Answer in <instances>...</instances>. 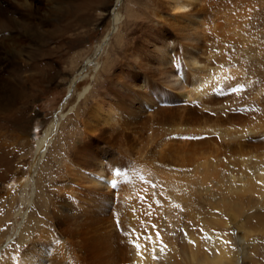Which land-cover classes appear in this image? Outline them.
Instances as JSON below:
<instances>
[{
  "label": "rangeland",
  "instance_id": "374dc122",
  "mask_svg": "<svg viewBox=\"0 0 264 264\" xmlns=\"http://www.w3.org/2000/svg\"><path fill=\"white\" fill-rule=\"evenodd\" d=\"M126 1L35 2H42L41 8L47 11L64 8L67 15L49 19L50 15L40 8L38 16H47L43 30L47 39L27 42L36 51L34 58L25 64L12 63L4 74V78H10L12 94L0 108V255L10 248L11 256L25 253L32 245L41 250L50 240L51 252L56 256L64 238H69L65 226L55 221L63 219L53 214L57 197L67 194L70 199L77 198L71 191L80 193L82 188H91V181L97 183L100 192L108 191V181L98 178L94 164L117 158L127 165L129 175L121 176V182L126 181L123 188L128 187L133 197L115 187L109 199L111 211L104 219L110 212L117 215L113 222L130 256L136 254L135 245H149L153 235L161 250L158 260L167 252L188 249L187 257L185 251L175 255L186 264L185 258L196 244L208 259V255H214V237L227 231L241 255L245 247L239 239L248 235L251 239L247 250L252 253L248 264H264V231L260 232L264 228V195L256 194L260 191L254 184V177L264 171V0H178L192 1L190 8L181 10L189 21L182 20L180 10L171 11L176 0H130V11L123 8V19L114 25L113 10L123 7ZM162 1L170 2V10L168 4L162 6ZM129 13L135 16L129 18ZM10 28L8 23L1 24L0 40L14 33ZM118 36L123 41L116 42ZM160 49L171 52L169 59H177L173 67L168 66L172 72L166 74L177 75L175 80L179 82L169 84L165 80L166 74L158 64ZM195 58L199 63L189 65ZM181 61L188 67L184 68ZM105 66L108 73L104 72ZM216 76L221 82L205 88ZM107 90L110 98H123L126 113L138 116L133 115L136 120L129 123L131 134L126 137L130 139L117 140L119 144L91 139L92 129L84 126L95 106L104 118L123 116L124 110L111 106L113 102L105 96ZM195 91H200L198 96ZM146 115L152 119L162 116V127L152 139L150 126L156 127V121L144 126ZM53 121L58 125L38 162L37 168L43 172L38 183V170L30 175L38 155L36 143ZM138 121L143 125L140 131ZM132 131L137 132L136 139ZM83 141L89 146L83 148L80 160L74 161V149ZM165 141L170 142L163 151L165 146L159 144ZM164 172L170 173L165 178L172 176L169 179L175 183L163 180ZM120 193L133 203L125 202ZM89 203L84 199L73 206L86 210L91 207ZM119 205L121 213L116 211ZM67 206L71 209L68 223L75 229L77 212L72 205ZM248 219L252 220L250 224ZM47 230L49 236L40 235ZM22 232L28 239L21 242ZM253 244L257 249L253 250ZM161 245H166L167 252Z\"/></svg>",
  "mask_w": 264,
  "mask_h": 264
},
{
  "label": "bare ground",
  "instance_id": "6f19581e",
  "mask_svg": "<svg viewBox=\"0 0 264 264\" xmlns=\"http://www.w3.org/2000/svg\"><path fill=\"white\" fill-rule=\"evenodd\" d=\"M36 1L37 0H0V26L3 23H8L11 26L10 29H12V31H14L13 34L11 32L12 35L5 36L4 38L2 37V40H0V108H1V106L3 107V105L6 104V100L10 99L11 98V94H12V89L9 86V83H10L9 79L10 78L9 79L8 78H4L5 77L4 74L6 73V70L11 65H13V64H16V63L25 64V63L29 62V60H31V59L34 58L33 56L36 55L35 54L36 51L33 48H31L28 45L29 43L27 44V42H31L32 40H36V41L39 40L40 42H43V41H45L47 39V37L44 35V31H43L44 30V26H47V24H46L47 21H45V20H47V16L44 15V14L43 15L41 14V16H38V14L41 12L39 9L42 6V2H41V4H39V2L38 3H35ZM120 1H122V0H120ZM129 1L130 0L126 1V3L123 5V7H115V9L113 10L112 23L114 25H117L118 21H120L121 18L123 19V16H121L123 14L122 13L123 10L124 11H125V9H128L129 10V8H130V2ZM172 1L175 2L174 0H172ZM169 3L166 2L165 4L166 5L168 4L167 6H168V8L170 10V5L171 4L169 5ZM185 3H187V2H185ZM185 3H181V1L176 0V2L174 4H172L173 5V8H172L171 11L173 12L174 10L175 11L176 10L177 11L180 10V13H182L181 10L184 9V8H186V7H189V5H191L192 1H191V3H187V4H185ZM116 4H117V2H116ZM165 4H163V1H162V6L164 5V7H165ZM158 6H160V5L158 4ZM123 8H125V9H123ZM168 8H167V10H168ZM42 10L43 11H46L45 14L48 13L50 15L49 19L51 18V16H56V17L57 16H60V19H61V18H65V16L67 15V10H65L64 8H58V11H56V10L47 11V9H42ZM191 13H192V11H191ZM129 14H130V15H128L129 18H130V16H132V17L135 16V15L133 16L134 13H129ZM36 15H37V17H35ZM136 15H138V14H136ZM185 15H187V13ZM178 16H180V15H178ZM181 16H183V13H182ZM187 16H183L182 17L183 18L182 20L187 19L186 18ZM126 17L127 16L124 15L125 20H126ZM35 18H36V20H35ZM187 20L189 21L190 18H188ZM38 21H39V23H36ZM180 23H181V21H180ZM160 28H162V27H160ZM174 33H176V31H174ZM117 38L118 39L116 40V42L117 41H123L122 39H120L121 37L118 36ZM164 49H166V48H164ZM164 49H160L159 50V54L161 56V60L160 59H159L160 61L158 60V62H159L158 64H159V67H160V71L163 74H166V73H168V70H170L168 66H172L173 67L174 66L173 63L175 62L173 60H177V59H173V60L172 59H169L170 56H171V52L169 50L167 52V50H164ZM166 53H167L168 56L165 55ZM175 53H177V52H175ZM183 54H185V52H183ZM183 54L180 55L181 56V60H183L182 59V55ZM187 56H188V54H187ZM193 56H195V55H193ZM187 58L189 59L190 57H187ZM191 62L194 65H196V64L199 63V62H196V58H195V60L194 59H191L189 65H191ZM180 64L184 68L185 67H188L187 65H185V62L184 61H181ZM103 69L105 70L106 69V66ZM186 70H187V68H186ZM88 71H89V69H88ZM204 71H205V69H204ZM104 72H107V70H105ZM175 79H177V75H173L172 73L169 74V75H167V74L165 75V80L168 81L169 84L172 83V81L173 82H179V81H176ZM129 80H132V77H130ZM166 81H165V83H168ZM220 82H221L220 77L219 76H216L213 79L212 78L209 79V81L206 83V85H204V87L205 88L206 87H210L211 85H216L217 83H220ZM72 86L73 87L75 86V82L73 83ZM72 86L70 87L71 90L73 89ZM149 86H150V84H148V87ZM128 88L131 89V86H129ZM205 88H204V90H205ZM204 90H202V91H204ZM87 91H88V88L85 89L84 93H81L79 95L80 99L86 95ZM123 92L125 94L128 93L125 89H124ZM196 92L197 91H195V93ZM199 92L196 93L197 96L199 95ZM204 92H206V91H204ZM109 93H110V90H107V94H105V96L107 98L111 99V102H113L111 106L113 107V109L124 110L123 116L119 117V116L114 115V116H108V117L104 118V116L98 115V113H97V107L98 106H95V109H93L92 113L89 114V116H91V117L88 116L89 117L88 120H86L85 123H84V124H86V125H84L86 128L92 129V133H93V136L92 137L93 138H91V139H93V140H100V139L103 138V139L106 140L105 142L107 143V145L109 143L113 144V142L114 143H118L117 140H121V139H124V138L130 139V138H127L126 137V136H130V134H131L128 131L129 126H130L129 123H130L131 120H136V117L138 118V116H136V114H134V112H129V111H127L128 113L125 112L126 111V109H125V102H124V100H123L122 97L119 100H116V99L110 98ZM124 93H122V94H124ZM187 96H185V98ZM191 96H194V94L193 95L191 94ZM191 96H189V99H190ZM85 99H87V97ZM71 108L74 109L75 106H73ZM76 112H75V114L77 115L78 112L77 113ZM160 112H161V110H160ZM60 115H61V113H60ZM133 115H135L136 117H133ZM158 115H160V114L158 113ZM154 116H156V115H154ZM163 116H165V114ZM146 118H144V122H145V124L143 123L144 126L149 125V124H152V122L154 120L156 121V123H154V125L156 127L150 126V127H152V129H151V139H152V138H154L158 134L159 130L162 127L163 120H160V118L162 119V116L160 118L157 117L159 119H157V118L154 119V117H153V119L150 118V117L148 118V116ZM91 121H95L93 123V125L90 124ZM57 122L56 121H53L48 126L47 130L45 131L44 137L42 139H40V141L38 143H36L37 144V152H38V155L36 156V159H35L34 163L32 162L33 164H32V168H31V171H30V175H31V173L33 171L35 172V171L38 170V173L36 174V175H39V178L37 177L38 178V183L42 179L41 176L43 175V172L41 174V170L37 168V165H38V162L44 156L45 148L50 143V140L52 138V135L54 134L53 132L56 129L55 126L58 125ZM143 125H142V122L140 123L138 121L139 128L137 130H139V131L142 130ZM180 129H181V127H180ZM188 130H189V128H188ZM180 131L178 130L177 132H180ZM96 132H99V136H95L96 135ZM133 133H132V136H133V138H135L134 135H136L137 132L134 133V134ZM174 133H176V130L174 131ZM166 142H168V141H165L164 143L160 142L159 145H164L165 146V145H167ZM106 143L104 145H106ZM170 145H172V144L170 143ZM88 146H89V144L84 143V141L82 143H80V145L77 146V149H74V154L72 155L73 160L74 161H77V159H78V161H79L80 160V157H81L80 155L83 152V148L88 147ZM115 146H116V144H114V147ZM164 146H161V148H164ZM172 147H174V146L172 145ZM165 150H166V146H165V149H163V151H165ZM167 150H168L167 152L169 153V151L171 150V148L170 149H167ZM181 151H182V149H181ZM181 151H179L178 154H182ZM124 162L123 163L122 162H119L118 159L116 158L114 160L112 159L111 161H100L99 163H97V164L95 163L94 164V166L97 168V171H98V173L96 172L98 174V178L104 179V180H107L108 181V185H110V186H108V189H109L108 191H102V192H100V190L97 189V186H96L97 183H95L94 181H93L94 182L93 183L91 181L90 182L91 183V185H90L91 188H88V189H87V187L86 188H82L81 189L82 191L80 193H76L75 191H73V190L71 191L69 189L71 192L75 193L78 196L77 198H74L73 196H71L72 198L70 199L69 198L70 195L69 196H66L67 194L66 195L65 194H62L61 196H58L57 197V201H55L56 206H54V208H55L54 212L55 213H53V212H51V213L56 214V215H59L61 217V219L63 218L62 219L63 222L62 221L60 222L58 220H55V221H57L58 224L65 226V231L66 232H69V238H67V237L64 238L63 247H62V249H59V252H57L58 254L56 253L57 254L56 256H54L55 254L51 252V250L53 249V245L51 244L50 240L48 239L49 241L45 242L42 245L41 250L38 249L39 246H37V249H36L35 248L36 245H32L30 247L31 249H28L25 253L15 254L13 256H11V253H10L12 251L11 248L8 249V251L6 252V254L4 256H3L4 253L2 252L3 254L0 255V258H2L0 260V264H182L181 261H179L178 259H176L175 255L176 256L181 255V254H183V251H185L184 254L187 257V251L186 250H188V249H186V250L184 249L182 252L181 251H177V252H174V253H169V252H167V250H166L165 247L164 248H161V249H164V251L166 250L167 254H165L163 252L165 254L162 257V258H164L163 259L164 261L162 260V258H160L158 260V257L160 256V254H158V253L161 250H160V246L159 245H158L159 248L157 247L158 240L156 239V236H153V235L151 237L153 240H151V241L148 242L149 245H146V244H143V243H138L140 245V247L139 248L136 247L137 248L136 249V254H134V256H132V255L130 256L129 250L127 249V245L125 244V242L122 243L121 239H119L120 234L116 230V226L114 224L115 222H113V217L115 216V214L113 212H112V214H110L111 213L110 212L108 214L110 217L107 216V219L106 218L104 219V217H106L105 214H107V212L111 208L110 207V204H109V199L110 198H113L112 191L115 189V187L118 188V189L121 187L120 192L121 191L122 192L123 191H125V192L127 191L126 193L125 192L124 193L127 194L128 196L133 197V195L130 193L131 190H129L128 187H127L128 189L127 188L126 189L123 188L124 185L122 183L123 182H126V181L121 182V179H122L121 176H123V177H126L127 176L128 177V175H129L128 174V171L125 169L127 167V165ZM69 163H71V162H69ZM71 167H72V165H71ZM143 168H144V166H143ZM117 172H119L120 174L117 175ZM261 172H260L261 174L259 173L260 176L258 178L257 177H254V175H253V177L257 181V183L254 182V184L255 185L257 184V186H258L257 188H259V191H260L259 193H256V194L262 193L264 195V171H261ZM167 175L168 174L165 173V175L163 177V180H164L165 176H167ZM169 175H171V174L169 173ZM174 176H173V178H175V180H178V179H176L177 175L175 177ZM169 178H172V176L166 177L165 180L166 181L168 180L170 182L171 180ZM25 179H27V178H25ZM115 180L118 181V183L115 184L116 185L115 187H113V182H115ZM28 181L30 182V180H28ZM253 181H254V179H253ZM171 183H175V182H172L171 181ZM171 183H169V184H171ZM248 189H250V188H248ZM252 189H253V187H252ZM59 190H60V192H65V191H63V187H59ZM240 192L241 191H239V193ZM125 194L120 193V196L119 197H121L125 202L127 201L130 204H132L133 201L128 200V198L125 197V196L122 197V195H125ZM234 194H235V192H234ZM49 199H51V198H49ZM84 199H88L89 202H90L89 205H91V207L86 208L87 211L86 210H83V209H80L79 210L76 207L74 208V206H76L78 204V202L81 203ZM65 203H67L69 205H72V206L74 205L73 208L77 212L76 213L77 214L76 216H78V218H77L78 220H77V222L75 224L76 225V228L74 227L75 229H72L71 226L68 223L69 222L68 221L69 220L68 215L71 212V209H70V206H67V204L65 205ZM121 208H122V205H119L118 208H117V210H116L117 213H121V211H122ZM51 209H53V208H51ZM63 212H65V213H63ZM124 213H126V212H124ZM10 214H12L11 211H10ZM10 214H9V216H10ZM65 215H66V217H65ZM16 217L18 218V216H16ZM48 217L50 218V216H48ZM52 217H53V215H52ZM116 217H117V215L115 216V218ZM80 218L83 219V220L82 221H79ZM30 219H33V217H31ZM72 219H73V217H71V220ZM251 221H252L251 219H248L247 220V223L250 224ZM36 222H38V221H36ZM73 223H75V222H73ZM28 224H31V223L29 222ZM20 226H22V225H20ZM54 226H56V225H54ZM227 226H228V224H227ZM247 226L249 227L250 225H247ZM44 227H45V225H44ZM46 227L48 228V226H46ZM57 227L59 228V226H57ZM39 228H40V226H39ZM32 229L34 230V228H32ZM248 229H250V228H248ZM27 230L29 231L28 228H27ZM37 230L40 231L39 229H37ZM43 230H41V231H43ZM48 230L45 233L42 232L40 235L43 236V234H44V236H49L48 234H50V233L48 232ZM263 231H264V228L263 229L261 228V231L260 232H263ZM253 233H255V232H253ZM27 234H30V233L27 232ZM21 235H22V237H21L22 239H20L21 242L23 240L26 241V239H28V235L26 236L25 233L22 232L20 234V236ZM24 235H25V237H24ZM245 236H243L244 238L241 237L239 239L240 241H242V243H244L243 246L245 247V249L243 251L240 250L241 252H243L242 255H241V253H239L238 250L235 249L236 247H235V244H234V237H232L231 235L228 234L227 231H225V232H222V234L220 236H215L214 237L216 243L212 247L213 248L214 255H211V256H213V257H211V256L208 255V257L211 258L210 261H208L209 258L207 259V256L205 255V251L203 253L205 257L202 256V253L200 251V248H199L198 244H196V247L195 248H192L191 247V249L189 250V253H190L189 254V257L188 258H185V261L187 262L186 264H248L249 263L248 262L249 261V256H251V254H252L251 251L249 253L248 252L249 250H247V248L249 247L248 246V244L250 242L249 240L251 238L248 237V235H245ZM252 236H254V235H252ZM255 236H257V234H255ZM37 237H38V235H37ZM236 240H238V239L236 238ZM226 241H228L230 243H225ZM253 245H254L253 246V250H254V248H256L255 247L256 245L255 244H253ZM147 246L150 249L146 248ZM161 246H163V245H161ZM153 249H155V252L153 251ZM54 250H55V248H54ZM128 253H129L128 256L131 257L129 259L127 258V254ZM248 253H249V255H248ZM241 256H242V258H241ZM241 259H242V261H241ZM130 260H132V261H130ZM127 261H129L131 263H128ZM159 261H162V262H159ZM238 261H239V263H238Z\"/></svg>",
  "mask_w": 264,
  "mask_h": 264
},
{
  "label": "snow or ice",
  "instance_id": "6c2138e0",
  "mask_svg": "<svg viewBox=\"0 0 264 264\" xmlns=\"http://www.w3.org/2000/svg\"><path fill=\"white\" fill-rule=\"evenodd\" d=\"M239 89H233V91H238ZM120 173L119 172H117V175H119ZM116 185H115V182H113V187H115ZM158 235V234H157ZM161 243H162V241H161ZM225 243H230V242H228V241H226ZM137 248H139L140 247V245L139 244H137V245H135ZM163 247H165L166 248V245H164ZM163 250V249H162ZM153 251L155 252V249H153ZM155 258V257H154Z\"/></svg>",
  "mask_w": 264,
  "mask_h": 264
}]
</instances>
